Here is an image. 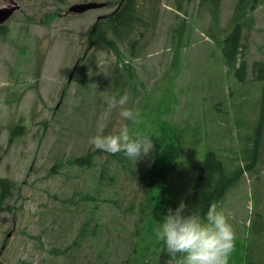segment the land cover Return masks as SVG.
Segmentation results:
<instances>
[{"label":"rangeland","instance_id":"obj_1","mask_svg":"<svg viewBox=\"0 0 264 264\" xmlns=\"http://www.w3.org/2000/svg\"><path fill=\"white\" fill-rule=\"evenodd\" d=\"M15 1L21 10L0 37V178L11 185L0 207V264H158L154 227L186 202L200 161L213 152L233 174L250 158L263 87L253 64L264 59V0L244 18L245 82L221 55L220 35L234 27L239 0L219 1L221 32L206 0H149L146 26L131 37L137 44L119 46V58L87 42L98 16L114 8L62 18L90 0ZM125 93L139 124L108 110L109 98ZM122 124L161 141L181 131L185 154L170 183L154 181L151 191L139 183L153 151L135 164L89 143ZM17 125L25 134L9 143ZM216 206L242 240L230 264H247L240 252L252 248L262 264L264 233L263 241L252 238L249 227L258 215L264 222V161Z\"/></svg>","mask_w":264,"mask_h":264},{"label":"trees","instance_id":"obj_2","mask_svg":"<svg viewBox=\"0 0 264 264\" xmlns=\"http://www.w3.org/2000/svg\"><path fill=\"white\" fill-rule=\"evenodd\" d=\"M214 5V13L217 14L220 0H210ZM256 0H241L238 8L237 25L233 32L227 36H222L221 55L228 68L235 69L236 75L241 82L247 80V60L245 56V45L242 40V21L247 15V7L254 4ZM149 0H120L119 8L112 14L107 15L104 20L94 24L89 30L90 41L93 44L100 43L109 49L118 52L119 45L132 43V35L145 25L143 11ZM156 3V1H154ZM5 28L0 27V35L4 34ZM239 68H236L238 66ZM253 75L256 81L263 83L262 99L259 107V117L256 126L257 145L255 152L259 151L258 143L264 141V60L256 61L253 64ZM11 139L21 136L23 126L17 125L13 128ZM165 139H154V164L148 172L142 177L144 185L151 188L149 184L157 180L159 182L170 183L176 172L179 160L182 155V134L181 131H174ZM216 155L210 152L202 164L200 177L196 182L191 195L186 201L187 211L206 212L215 202L221 200L228 189L233 185L235 178L227 176L224 166ZM149 183V184H146ZM11 192V185L8 180L0 179V206H3ZM162 242L160 243V245ZM162 260L159 264H169L168 255L163 252Z\"/></svg>","mask_w":264,"mask_h":264},{"label":"clouds","instance_id":"obj_3","mask_svg":"<svg viewBox=\"0 0 264 264\" xmlns=\"http://www.w3.org/2000/svg\"><path fill=\"white\" fill-rule=\"evenodd\" d=\"M129 97L112 95L108 110L117 109L119 118L133 125L140 123L141 113L125 107ZM95 149L124 155L135 164L154 150L153 138L127 124L117 125L110 133L99 132L89 138ZM183 200L178 207L167 209V214L154 227L155 238L163 242V251L177 264H230L235 249L236 235L223 209L211 205L206 212L187 211Z\"/></svg>","mask_w":264,"mask_h":264},{"label":"water","instance_id":"obj_4","mask_svg":"<svg viewBox=\"0 0 264 264\" xmlns=\"http://www.w3.org/2000/svg\"><path fill=\"white\" fill-rule=\"evenodd\" d=\"M11 6H9V8H0V23H4L7 19H9L10 16L13 15V13L19 9V6L17 3L15 2H10ZM104 4H96V3H92V4H86V5H78L73 7L70 11L72 13H84L90 9L93 8H100L103 7Z\"/></svg>","mask_w":264,"mask_h":264}]
</instances>
